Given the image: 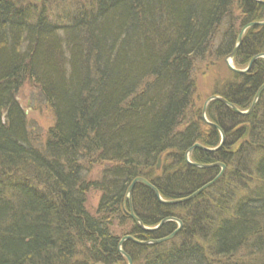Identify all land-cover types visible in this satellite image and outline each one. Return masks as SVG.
Wrapping results in <instances>:
<instances>
[{"label":"trees","instance_id":"trees-1","mask_svg":"<svg viewBox=\"0 0 264 264\" xmlns=\"http://www.w3.org/2000/svg\"><path fill=\"white\" fill-rule=\"evenodd\" d=\"M260 22L264 5L254 0H0V264H127L122 237L171 235L175 223L156 233L133 223L127 189L144 178L175 201L217 178L220 168L196 169L185 159L196 144L221 143L195 108L196 73L225 62L242 28ZM261 54L264 27L251 28L235 69ZM230 72L215 95L247 111L264 85V59L247 74ZM26 81L53 111L41 149L17 97ZM206 115L225 144L216 153L194 150L190 160L223 164L225 172L177 206L135 186L131 203L143 225L174 217L184 227L167 244L125 243L134 264H215L245 251L249 264H264V93L247 117L218 101ZM104 163L100 178L87 180L89 165ZM90 189L101 195L94 215L85 208Z\"/></svg>","mask_w":264,"mask_h":264},{"label":"rangeland","instance_id":"rangeland-1","mask_svg":"<svg viewBox=\"0 0 264 264\" xmlns=\"http://www.w3.org/2000/svg\"><path fill=\"white\" fill-rule=\"evenodd\" d=\"M235 13L236 15H238V11H235ZM232 65L234 67L233 63ZM195 79H196V94L194 96L195 108L201 109L202 111L206 101L209 98L216 96L215 93L218 92V89L220 88L222 89V87H224L227 83L231 82L232 74L230 70L227 68L225 62H220L217 65L216 64L212 65L211 63H207L199 66ZM17 97L21 106L26 110L25 112L27 113L28 116L29 129L31 130V132L33 131L31 134L28 131L30 135L31 143L33 146H37V148L41 149L40 146L42 143L41 140L45 137L48 128L53 125V121H54L53 111L50 108V106L48 107L47 102L45 101V98L43 96L42 90L39 89V87H36L34 83H32L31 81H26L22 85L21 89L18 92ZM242 112H246V111H242ZM91 166L92 167H90L89 165V167L87 168L89 172H86L88 173L86 178L89 181L90 180L94 181L100 178V173L107 166V164L104 163L101 165H91ZM160 169H161V164L159 170ZM100 197L101 195L99 194V192H97L94 189H90V191L88 192L86 196L85 208L91 215L96 214ZM208 202H209L208 200L207 201L205 200L200 206L197 203V206H199V209L204 208L205 203ZM199 209H197V207L195 206L194 211H196L195 212L196 216L197 213L199 215L198 212ZM186 211L187 210L185 209H179L176 211V213L179 215H183L186 214ZM131 227L132 224H130V222H127L124 226V229L128 230L131 229ZM178 227L179 225H177V228ZM120 231H121L120 229L114 230L115 234H119ZM204 244L207 248V251L209 250L210 252L208 253L212 257V253H211L212 247L210 246L211 245L210 242L205 241ZM250 257L251 256L249 255V253L245 251L244 253L236 257V259L232 258L230 260H224L218 262L214 261L213 259L211 260L212 263L215 264H249V261L252 259Z\"/></svg>","mask_w":264,"mask_h":264},{"label":"water","instance_id":"water-1","mask_svg":"<svg viewBox=\"0 0 264 264\" xmlns=\"http://www.w3.org/2000/svg\"><path fill=\"white\" fill-rule=\"evenodd\" d=\"M255 2L261 4V5H264V2L263 1H260V0H254ZM256 27H264V22H260V23H251V24H248L246 25L245 27L242 28V30L240 31L239 35H238V38H237V42H236V45H235V48L233 50V52L225 59V64L227 65V68L236 73V74H239V75H244V74H247L250 72V70L252 69L253 65L255 62H257L258 60L260 59H264V54L262 55H258L257 57H255L251 63L249 64V67H247L246 70H237L233 67L232 63H233V60L235 58V55L237 53V51L239 50L240 46L242 45V41H243V37L245 35V33L251 29V28H256ZM264 93V85L258 90L255 98H254V101L253 103L251 104L250 108L246 111V112H242L240 111L237 107H235L233 104L227 102L226 100H224L223 98L221 97H218V96H213L211 98H209L204 107H203V110H202V121L210 126V127H213L214 129H216L220 135H221V143L220 145L216 148V149H208V148H205L199 144H196L194 145L191 149H189L186 153V156H185V159H186V163L193 167V168H196V169H200V170H211V169H218L220 168L221 169V172L220 174L217 176V178L212 181L211 183L207 184L206 186H204L203 188H201L200 190H198L196 193L192 194L191 196L187 197V198H183V199H179V200H175V201H163L158 190L153 187V185L151 183H149L147 180H145L144 178H137L135 179L131 185L129 186V188L127 189V193H126V199L127 201H129V205H130V217L131 219L133 220V222L136 224V226L144 233H156L158 231H160L163 226H165L167 223H171V222H174V223H177L179 225V228L172 234L170 235L169 237L167 238H164V239H161V240H157V241H147V242H144V241H139L131 236H127V237H124L121 239L119 245H118V251L121 255H123L127 261H128V264H133V261L131 259L130 256H128L124 251H123V246L126 242H131L137 246H141V247H151V246H157V245H161L163 243H166V242H169L171 241L173 238H175L177 236V234L181 231L182 227H183V224L181 221L175 219V218H172V217H169V218H166L164 219L157 227L155 228H147L143 225V223L141 222V220L139 218H137L135 216V214L133 213V210H132V205H131V196H132V193H133V190L135 188L136 185L138 184H141V185H144L146 186L148 189H150L153 194L155 195L156 199L158 200V202L161 204V205H165V206H177V205H181V204H185L189 201H192L193 199H195L197 196H199L201 193H203L205 190L209 189L211 186H213L224 174V171H225V166L223 164H220V163H217V164H212V165H202V164H199V163H192L190 161V155L191 153L194 151V150H200V151H204L206 153H216L218 152L219 150H221V148L224 146V143H225V134L223 132V130L218 127L217 125L213 124V123H210L208 120H207V115H206V111H207V107L208 105L211 103V102H214V101H218L220 102L221 104H223L224 106H226L227 108L231 109L232 111H234L237 115L241 116V117H247L249 115H251L253 113V111L255 110L257 104L259 103V100L262 96V94ZM160 163H161V160L159 159V164H158V167L157 169H159L160 167Z\"/></svg>","mask_w":264,"mask_h":264},{"label":"bare ground","instance_id":"bare-ground-1","mask_svg":"<svg viewBox=\"0 0 264 264\" xmlns=\"http://www.w3.org/2000/svg\"><path fill=\"white\" fill-rule=\"evenodd\" d=\"M261 55H262V54H261ZM235 56H236V55H235ZM257 56H258V55H257ZM257 56H256V57H257ZM254 58H255V57H254ZM254 58H253V59H254ZM253 59H252V60H253ZM252 60H251V61H252ZM251 61H250V63H251ZM250 63H249V64H250ZM249 64H248L247 67H249ZM254 64H255V63H254ZM246 69H247V68H246ZM246 69H245V70H246ZM175 219H176V218H175Z\"/></svg>","mask_w":264,"mask_h":264}]
</instances>
